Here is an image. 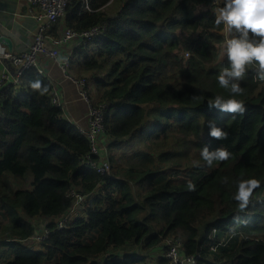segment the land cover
<instances>
[{"label":"trees","instance_id":"trees-1","mask_svg":"<svg viewBox=\"0 0 264 264\" xmlns=\"http://www.w3.org/2000/svg\"><path fill=\"white\" fill-rule=\"evenodd\" d=\"M110 1L117 4L113 13L105 10ZM223 5L89 0L90 11L78 1L67 6L64 21L72 30L106 24L102 35L73 50L70 68L92 77L97 102L105 104L110 169L100 175L85 162L89 141L52 102L47 76L29 68L18 85H2L0 264H148L150 251L165 250L170 236L196 264H264V83L255 79V65L236 97L245 103L243 115L208 107L216 95L230 96L217 80L229 66L226 57L218 60L230 38L225 25L215 24ZM36 79L46 94L30 87ZM209 119L228 132L226 140L208 134ZM127 136L141 146L114 162L113 150ZM205 145L232 156L208 167L200 156ZM249 178L261 186L241 211L236 186ZM73 190L86 195V204L56 228L53 218L68 211ZM41 216L50 218L47 237L38 247L24 245L41 230L31 222ZM156 264H166L164 256Z\"/></svg>","mask_w":264,"mask_h":264},{"label":"built area","instance_id":"built-area-1","mask_svg":"<svg viewBox=\"0 0 264 264\" xmlns=\"http://www.w3.org/2000/svg\"><path fill=\"white\" fill-rule=\"evenodd\" d=\"M29 5V15L34 20L35 32L32 39L28 41L23 48L12 53L7 49L0 48V58L9 60L15 67L16 73L14 77H10L7 72L1 74L0 88L7 83L18 85L22 73L34 68L39 74L44 75L43 68L39 65L41 59H51L56 63L68 79H70L78 88L79 95L86 101L85 112V127H78L79 131L85 135L89 141V152L84 155V160L87 164L95 169L100 175L109 172L110 161L107 157V147L104 139V103H98L89 97V87L92 82L90 75H82L75 77L71 72V57L73 50L91 42L95 38L103 34L106 29V24L101 23L92 26L87 30H72L68 27H63L57 33L53 31L54 25L64 17L65 10L68 5L74 1L81 3V9L90 11L89 0H25ZM1 46V45H0ZM52 102L56 106H60L57 95L52 91ZM97 157V161L93 158ZM71 206L68 211L62 215L53 218L56 228L64 227L68 221L86 204V195H80L76 191H70ZM47 227L42 228L37 233L26 238L22 242L24 245H33L36 247L48 235ZM221 242L220 245H224ZM165 250L163 256L166 259V264H196L194 255H186L182 252V243L174 236H170L164 242ZM217 247H212L215 250Z\"/></svg>","mask_w":264,"mask_h":264},{"label":"clouds","instance_id":"clouds-1","mask_svg":"<svg viewBox=\"0 0 264 264\" xmlns=\"http://www.w3.org/2000/svg\"><path fill=\"white\" fill-rule=\"evenodd\" d=\"M215 24L225 25L230 38L226 40L221 57L227 59L228 67L224 68L217 77L221 88L230 92L229 98L216 95L208 104L210 109H217L231 115H243L246 106L237 96L244 94L240 81L244 80L249 67L255 65V79L264 83V0H224L223 7L219 8ZM30 87L41 95L47 93V86L42 85L39 79L30 82ZM209 135L216 140H226L228 132L218 126L215 119L206 121ZM200 156L208 167L214 162H224L232 154L223 147L210 150L205 145ZM226 182V180H225ZM261 181L255 178L240 179L237 182L235 201L240 210H244ZM188 190L195 191L196 186L191 181L187 184Z\"/></svg>","mask_w":264,"mask_h":264},{"label":"crops","instance_id":"crops-1","mask_svg":"<svg viewBox=\"0 0 264 264\" xmlns=\"http://www.w3.org/2000/svg\"><path fill=\"white\" fill-rule=\"evenodd\" d=\"M29 11V5L25 0H0V31L11 40L10 48L4 44H0V48L16 53L23 48V45L32 39L36 24L29 15ZM56 24L57 29L66 27L64 17L59 19ZM39 65L43 68L44 76L49 78L53 91L57 95L59 105L62 108V116L77 128L85 127L86 102L79 95L76 85L63 75L62 71L59 69L60 67L51 59H41ZM4 72H7L10 77H14L16 67L9 60L0 58V77ZM89 97L94 101L97 100L92 82L89 87ZM103 139V143L105 142L107 147L110 142L108 136L105 135L104 138H101V140ZM131 141L135 142L136 147L138 146L140 148L137 139L129 136L123 139L121 145L127 146ZM260 196L261 195H259V197ZM49 219L48 217L41 216L32 219L31 222L34 228L38 230L46 227V223H48ZM163 251L162 246L150 251V255H152V253H156L155 255L159 253L153 264H156V260L163 256Z\"/></svg>","mask_w":264,"mask_h":264},{"label":"rangeland","instance_id":"rangeland-1","mask_svg":"<svg viewBox=\"0 0 264 264\" xmlns=\"http://www.w3.org/2000/svg\"><path fill=\"white\" fill-rule=\"evenodd\" d=\"M116 1V0H115ZM113 8H117V4L116 3H114V2H112V1H110L107 5H106V7H105V10L108 12V13H113V10H115V9H113ZM53 31H54V29H53ZM227 37H229V36H227ZM226 41V40H225ZM225 41L223 42V44H222V46L224 47V44H225ZM222 46H221V48H220V50H219V56H218V60H221V53H222V51H223V48H222ZM75 76V75H74ZM75 77H77V76H75ZM95 91V90H94ZM95 94H96V92H95ZM96 96H97V94H96ZM97 101V100H96ZM86 102V101H85ZM136 144H135V142H133V141H131V143H128V145L126 146V145H121L119 148L118 147H116V148H114V150H113V155H114V162H117V163H119V157H120V155L121 154H123V153H127V152H129L130 150H132V149H139V147L137 146H135ZM139 146H141V145H139ZM142 146H144V145H142ZM81 214V212L80 213H77L74 217H76V216H78V215H80ZM39 245H37L36 247H38ZM1 250V249H0ZM156 253H152V255H151V257H148V264H153L154 263V260L156 259V257H157V255L159 254H157V255H155ZM163 255V254H162ZM5 257H1L0 256V260H2V259H4Z\"/></svg>","mask_w":264,"mask_h":264},{"label":"water","instance_id":"water-1","mask_svg":"<svg viewBox=\"0 0 264 264\" xmlns=\"http://www.w3.org/2000/svg\"><path fill=\"white\" fill-rule=\"evenodd\" d=\"M0 44L7 45L8 48L11 46V40L0 31Z\"/></svg>","mask_w":264,"mask_h":264}]
</instances>
